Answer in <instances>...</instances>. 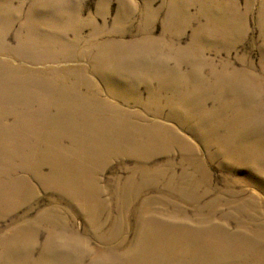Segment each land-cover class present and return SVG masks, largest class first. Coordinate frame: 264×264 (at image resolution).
Instances as JSON below:
<instances>
[{"label":"rangeland","instance_id":"1","mask_svg":"<svg viewBox=\"0 0 264 264\" xmlns=\"http://www.w3.org/2000/svg\"><path fill=\"white\" fill-rule=\"evenodd\" d=\"M0 204L19 264H264V0H0Z\"/></svg>","mask_w":264,"mask_h":264},{"label":"bare ground","instance_id":"2","mask_svg":"<svg viewBox=\"0 0 264 264\" xmlns=\"http://www.w3.org/2000/svg\"><path fill=\"white\" fill-rule=\"evenodd\" d=\"M21 232H22L21 229H18V230H16L15 233L19 236V241L20 242H25L26 241L25 235L23 233H21ZM33 242H34V240H31V241H29L26 244H17L16 243L15 245H17L18 248H23L24 249V248L29 247V245H31ZM8 252H9V254L11 253L10 247L8 249ZM25 260L28 261V263H32V261H30L29 258H26ZM0 264H19V260L15 259V258H12V257H8V256L6 258L5 257H0Z\"/></svg>","mask_w":264,"mask_h":264}]
</instances>
